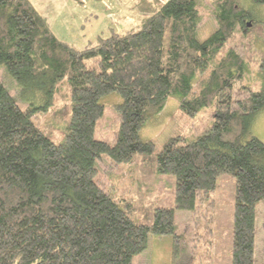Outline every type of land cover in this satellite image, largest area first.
<instances>
[{
  "label": "trees",
  "instance_id": "trees-1",
  "mask_svg": "<svg viewBox=\"0 0 264 264\" xmlns=\"http://www.w3.org/2000/svg\"><path fill=\"white\" fill-rule=\"evenodd\" d=\"M209 1L217 27L204 41L196 37L195 0H133L138 31L111 28L78 49L55 35L30 0H0V67L29 100L21 109L0 79V264H132L151 234L176 238L175 210L191 213L192 230H203L198 237L209 238L210 250L212 193L225 173L235 179L230 264H256L264 149L251 126L264 109V51L261 89L235 98L244 59L226 43L245 32L250 16L238 0ZM109 92L123 98L112 143L93 137L99 98ZM61 95L68 119L55 143L37 114L55 120ZM171 96L189 118L212 106L213 122L196 139L176 135L155 152L139 132ZM102 156L132 165L129 198L112 180L97 179ZM163 174L175 178L172 208L155 203Z\"/></svg>",
  "mask_w": 264,
  "mask_h": 264
},
{
  "label": "rangeland",
  "instance_id": "rangeland-1",
  "mask_svg": "<svg viewBox=\"0 0 264 264\" xmlns=\"http://www.w3.org/2000/svg\"><path fill=\"white\" fill-rule=\"evenodd\" d=\"M31 1V0H30ZM55 0H32L35 6L49 4ZM59 9L51 8L50 19L47 21L55 35L62 41L68 42L78 49L89 45V41L97 42V35L109 33L113 28L118 32H125L135 27L140 21V13L129 6L125 0H58ZM199 12V24L197 39L206 40L215 30L216 22L213 16V7L209 0H195ZM238 4L249 13L245 32L236 30L234 37L226 43V47H234L244 59L242 78L235 83V98H240L250 91L261 89L262 75L258 68V60L264 51V5H257L252 0H238ZM37 10V9H36ZM126 11L134 13L136 24L131 26L126 20ZM140 15V16H139ZM90 46V45H89ZM89 68L95 66V58L86 61ZM0 79L17 105L24 109L28 101H22L16 81L3 68L0 67ZM62 92L65 88L62 87ZM123 98L117 92H109L99 98L103 105V114L95 123L94 139L112 143L118 130V106ZM180 99L171 96L165 102L163 109L144 123L139 132L142 141H153L155 152L161 150L163 144L176 135H184L188 140L199 137L213 122V107H202L194 118H189L179 109ZM65 101L62 95L56 103L57 116L52 120L51 113L37 114L39 126L52 137L55 143L64 140L65 126L68 117L63 116ZM53 117V116H52ZM67 118V119H66ZM57 123V124H55ZM251 136L255 137L264 149V109L260 111L251 126ZM99 170L97 179L112 180L117 188L116 193L122 198H129V172L132 165L120 164L114 166L111 161L102 156L95 162ZM175 178L172 175H159L157 178V190L154 194L157 206L166 208L174 207L173 190ZM235 179L230 173L221 174L215 182L213 198V222L211 228L214 231L212 245L209 248V238L201 239L198 234L203 230H192L191 213L175 210L174 221L176 224V238L173 235L157 236L151 234L146 249L135 256L132 264H230L231 262V232L233 227V206ZM255 229L257 244L254 254L256 264H264V200L256 204ZM195 244V245H194Z\"/></svg>",
  "mask_w": 264,
  "mask_h": 264
},
{
  "label": "crops",
  "instance_id": "crops-1",
  "mask_svg": "<svg viewBox=\"0 0 264 264\" xmlns=\"http://www.w3.org/2000/svg\"><path fill=\"white\" fill-rule=\"evenodd\" d=\"M32 1V0H31ZM59 2L60 1H58V0H55V1H51L49 4H45V5H41V6H36V9H37V11L42 15V16H44V17H46V18H49L50 19V11H52V10H50L51 8H55V11L57 10L56 8H58L59 9ZM128 2V4H129V6L130 5H132V7H133V0H125V3H127ZM134 8V7H133ZM135 9V8H134ZM136 10V9H135ZM137 11V10H136ZM56 12H60L59 10L58 11H56ZM138 12V11H137ZM139 14V13H138ZM135 14L134 13H132V12H129V11H126L125 13H124V20H126V21H128V22H130V23H134V24H130L131 26H133V25H135L136 24V18H135ZM140 16V15H139ZM115 30V29H114ZM117 31V30H116ZM102 34L100 35V36H103V35H106V34H104V32L102 31L101 32ZM98 37H99V35H97V37H96V39H98ZM96 44V43H95ZM89 45H94V43L93 42H90L89 41Z\"/></svg>",
  "mask_w": 264,
  "mask_h": 264
},
{
  "label": "water",
  "instance_id": "water-1",
  "mask_svg": "<svg viewBox=\"0 0 264 264\" xmlns=\"http://www.w3.org/2000/svg\"><path fill=\"white\" fill-rule=\"evenodd\" d=\"M246 25H247V26H250V23H247Z\"/></svg>",
  "mask_w": 264,
  "mask_h": 264
}]
</instances>
